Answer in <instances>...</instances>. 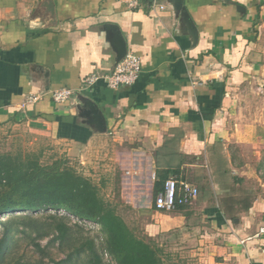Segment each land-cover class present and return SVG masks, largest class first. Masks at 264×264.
<instances>
[{"label": "crops", "instance_id": "crops-1", "mask_svg": "<svg viewBox=\"0 0 264 264\" xmlns=\"http://www.w3.org/2000/svg\"><path fill=\"white\" fill-rule=\"evenodd\" d=\"M152 2L0 0V130L51 137L106 196L115 176L150 237L186 229L193 264H264V179L243 187L263 141L241 118L249 85L264 79V0ZM109 24L142 61L117 89L86 82L117 63ZM63 87L73 94L56 103ZM31 94L40 98L26 103ZM157 172L210 194L157 210Z\"/></svg>", "mask_w": 264, "mask_h": 264}, {"label": "trees", "instance_id": "trees-1", "mask_svg": "<svg viewBox=\"0 0 264 264\" xmlns=\"http://www.w3.org/2000/svg\"><path fill=\"white\" fill-rule=\"evenodd\" d=\"M168 177V173L157 172L155 196ZM75 219L101 225L105 234L101 251L91 236L78 243L72 239L70 233L77 227L73 223L80 224ZM22 237L40 252L35 262L22 259L18 251ZM46 237L61 245L67 243L69 252L64 259L58 261L50 255L48 246L41 243ZM82 255L84 264H107L105 255L115 264L187 262L166 253L154 237L146 239L136 233L118 205L106 199L99 186L74 166L60 160L44 163L36 152H0V264H73Z\"/></svg>", "mask_w": 264, "mask_h": 264}, {"label": "rangeland", "instance_id": "rangeland-1", "mask_svg": "<svg viewBox=\"0 0 264 264\" xmlns=\"http://www.w3.org/2000/svg\"><path fill=\"white\" fill-rule=\"evenodd\" d=\"M261 42L264 45V33L261 37ZM241 105L244 109L241 118L245 121V124H260L257 127L256 132L258 135H262L263 144H261V146L262 150L264 151V79L262 81L252 82L249 85L248 93L246 96H244V100L242 101ZM35 137L36 136H32L20 130H0V152H10L15 154L21 152L24 154L28 152H36L41 154V160L44 163H52L55 160H60L61 162L70 164L76 168L75 160L72 159L73 156L69 155L68 151L64 150L62 145L59 146L57 143L53 142L51 137ZM249 162L250 164L248 167L251 171H253V177L246 181V183L243 185L244 188L251 186L256 187L257 185L261 184L260 179H264V153L258 158L249 160ZM80 172L83 173L82 171ZM113 178L114 182L112 183L110 195L106 196L108 192H103L99 187L101 194L106 196L107 199H112L113 202L118 205L120 214L126 219V221L136 231V233L148 239L150 236L145 232L146 225L149 222L148 218L140 214L137 209L126 206L124 203H122L121 199H119L116 177L114 176ZM209 192V189L207 190V193H202L200 191L198 201L201 202L204 196L208 197L210 194ZM245 194L247 195V192ZM49 212L53 213V211ZM42 213L43 212H41L39 215ZM61 213H64V211ZM78 222L80 224L71 222L73 225H77V227H74L70 233L72 239L78 243L91 236L95 239L97 248L99 251H101L100 244L105 238V234L101 228V225L92 221L84 222L78 220ZM185 232V228H175L169 233H161L154 238L164 248L166 253L172 252L174 257L180 255L186 259V264H193L195 262L194 257L188 253V251L193 247L189 246L190 243H188ZM50 239L51 237L41 239L42 245L48 246V251L55 260L59 261L64 259L69 252L67 243L61 245L59 241L53 242L49 241ZM28 240L29 239L25 240V237H22L19 240L18 251L20 254H23V260L26 259L31 262H35L41 255L39 251L35 250V247L32 244H28ZM84 257L85 255H82L80 259L77 257L78 262H73V264H84ZM48 260L49 258L46 257V261ZM104 260L107 262V264H115L113 258L108 255H105ZM51 264H53V262H51Z\"/></svg>", "mask_w": 264, "mask_h": 264}, {"label": "built area", "instance_id": "built-area-1", "mask_svg": "<svg viewBox=\"0 0 264 264\" xmlns=\"http://www.w3.org/2000/svg\"><path fill=\"white\" fill-rule=\"evenodd\" d=\"M130 8H137L141 0H121ZM159 0H153L154 7L159 6ZM162 5V4H161ZM161 8L163 6H160ZM142 70L141 57L134 52H127L123 59L116 63L112 73L104 76L91 75L86 78L88 85H92L103 78L110 88L117 89L122 85L133 84L140 76ZM71 88L63 87L53 91L52 98L56 103H66L72 96ZM40 96L31 94L27 97L26 103L35 102ZM200 189L196 184L185 180L177 179L174 176L168 177L162 190L155 197L154 205L160 211H174L179 206L194 201L199 196ZM264 234V226L260 227L256 236Z\"/></svg>", "mask_w": 264, "mask_h": 264}, {"label": "water", "instance_id": "water-1", "mask_svg": "<svg viewBox=\"0 0 264 264\" xmlns=\"http://www.w3.org/2000/svg\"><path fill=\"white\" fill-rule=\"evenodd\" d=\"M170 2L173 4L176 10H180L181 8H183V0H170ZM106 29L110 33L109 39L114 47V50L117 53V62H119L128 52L127 42L118 26L109 24ZM89 114L95 115L98 122L102 121L99 110L97 108H94L92 104L90 105V111L88 112V115Z\"/></svg>", "mask_w": 264, "mask_h": 264}]
</instances>
